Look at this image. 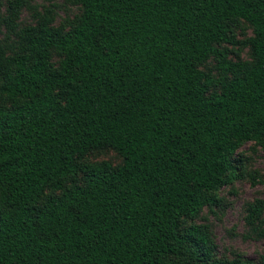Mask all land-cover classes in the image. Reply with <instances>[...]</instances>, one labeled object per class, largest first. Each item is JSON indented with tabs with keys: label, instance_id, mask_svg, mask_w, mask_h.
<instances>
[{
	"label": "trees",
	"instance_id": "16d2710c",
	"mask_svg": "<svg viewBox=\"0 0 264 264\" xmlns=\"http://www.w3.org/2000/svg\"><path fill=\"white\" fill-rule=\"evenodd\" d=\"M68 1L57 26L7 2L0 264H250L195 219L242 177L243 145L264 171V0ZM104 150L120 164L85 160ZM244 212L264 237L263 202Z\"/></svg>",
	"mask_w": 264,
	"mask_h": 264
},
{
	"label": "rangeland",
	"instance_id": "374dc122",
	"mask_svg": "<svg viewBox=\"0 0 264 264\" xmlns=\"http://www.w3.org/2000/svg\"><path fill=\"white\" fill-rule=\"evenodd\" d=\"M8 1L12 0H0V38L6 34L3 19L8 18ZM18 1L21 3L17 20L20 26L32 23L36 15H42L46 10L51 12L56 26L71 20L77 12L68 0ZM249 36V29L244 24L239 25L235 39L241 42ZM235 49L238 50L240 60L249 58L247 47L240 45ZM238 152L242 154L244 160L242 177L222 188L218 193L219 206L212 209V212L202 210L195 222L205 224L209 228L218 256L227 259L237 256L250 264H264V237L254 238L244 221V208L254 199L263 202L264 220V171L261 153L251 143L243 145ZM85 160L92 163L105 161L111 166L120 164V159L109 150L91 152Z\"/></svg>",
	"mask_w": 264,
	"mask_h": 264
}]
</instances>
